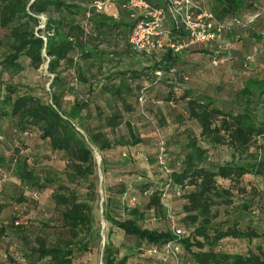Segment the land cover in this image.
Listing matches in <instances>:
<instances>
[{
    "label": "trees",
    "instance_id": "16d2710c",
    "mask_svg": "<svg viewBox=\"0 0 264 264\" xmlns=\"http://www.w3.org/2000/svg\"><path fill=\"white\" fill-rule=\"evenodd\" d=\"M96 1L0 0V181L5 173H11L23 187L42 192L59 179L40 176L21 156L26 138L38 135L54 153L67 157V183L88 191L82 198L65 182L53 185L61 229L54 242L42 235L30 244L24 236L25 264H77L90 253L95 240H101L95 230L93 208L99 195L95 151L101 156L106 184L103 219L108 233L102 264H129L132 257L158 258V264H164L149 252L167 243L181 248L178 264H264L262 246L247 255L218 250L225 239L251 243L264 238L251 221L245 223L256 207L254 198L235 208L237 197L253 194L247 192L246 178L264 177V148L260 144L264 140V76L247 56L240 68L250 75L237 91H232L228 88L231 73L225 70L235 61L227 32L234 36L238 29V36L245 31L249 42L264 41V15H258L248 27L231 24L240 13L264 9V0H207L210 9L195 0L227 28L222 43L197 44L179 53L170 45L181 43L187 34L170 21V1L146 0L165 13L164 48L150 55L137 53L130 45L142 16L128 11L125 0H118L110 13H97L92 9ZM219 46L222 49L217 54ZM192 56L198 63L191 61ZM142 57L147 64L142 68L122 66L127 58ZM201 59L207 60L213 70L222 71L218 84L207 88L212 93L186 87L187 67L201 64ZM216 60L219 64L214 66ZM44 66L50 79L48 101L15 81L27 68L38 71ZM68 96L71 99L66 101ZM156 104L174 108L182 105L183 113L174 134L177 139L166 143L159 135L156 141V166L161 167L163 142L165 166L161 168L167 176L162 185L145 176L137 181L138 201L129 195L125 183H109L111 164L105 154L119 147L128 157L129 151L144 145L130 119L133 114L144 116L159 109ZM123 126L126 132L119 134ZM156 132L160 134L158 126ZM173 147L176 154L171 161ZM220 150L228 152V157L220 156ZM171 194L184 202L181 238L174 236L171 227H150L151 222L170 224L165 201ZM25 200L21 196L17 202ZM1 202L0 212L5 206ZM234 210L237 214L231 220ZM226 214L228 220L223 221ZM115 230L128 245H114L111 236ZM7 233L13 235V230L0 228V236ZM9 258L13 263L20 260Z\"/></svg>",
    "mask_w": 264,
    "mask_h": 264
},
{
    "label": "rangeland",
    "instance_id": "374dc122",
    "mask_svg": "<svg viewBox=\"0 0 264 264\" xmlns=\"http://www.w3.org/2000/svg\"><path fill=\"white\" fill-rule=\"evenodd\" d=\"M193 1L195 2V0ZM196 1L204 8L210 9V4L207 0ZM258 15L263 16L264 9L259 10L258 13H240L233 18L231 24L235 22L236 24L239 23V26L248 27L253 21H255ZM163 26L164 23L161 25V28H163ZM237 33L238 29H236L234 36H232L230 32H227L226 37L227 43L231 45L230 48L235 59L234 62L228 63V69H225L226 72L231 73L228 88L232 91H237L239 87L243 85L245 79L250 75L240 68V62H244V58L247 56L251 57L253 61L252 63L258 65L257 69L261 71L264 76V41L262 43L249 42L248 38L245 37V35H247L245 31L240 32V37ZM191 61H196L198 63L197 57L195 56H192ZM25 65L28 67V62H25ZM143 65H147L146 58L144 57L137 60H130V58H127L122 64L124 68L132 69L142 68ZM247 68L248 67H246V69ZM187 69L189 73V81L188 84H186V87L202 88L210 93H212V90L207 88L212 85H217L220 80V73H222L221 70H213L214 67L210 65L207 60L203 59H201V64L189 66ZM7 79L9 78L7 77ZM15 81H20L23 85L30 87L35 91V95L43 98L45 101L50 99L48 96L50 91V79L46 66L38 71L27 68L24 73L15 78ZM220 96H222V94H219V97ZM70 99V96L66 97V101H69ZM97 102L102 105V102ZM154 107H159L161 111L156 108L153 112L144 116H140L136 113L133 114L130 119L139 129L144 145L129 151L128 157L122 155V150L119 147L105 154V157L111 164L110 171L108 172L109 183L112 186L119 183H125L128 186L129 195L134 196L138 201H140L141 198L139 195L136 196L138 194L135 185L137 181L143 179V176H145L150 182L162 185L167 176L161 167L156 166V141H158L159 135H161L166 143H171V139H177L174 134H176L177 122L181 119V113H183L182 105L174 108L175 106L169 107L164 104H156ZM261 116L263 117L264 113H262ZM157 126L160 130V134L158 135L156 132ZM120 131H122V133L119 132V134H124L126 132L125 127L123 126ZM260 144H263L264 148V140L260 141ZM170 150L173 155L170 156L169 159L171 158L172 161V157L176 154V150L175 147L170 148ZM20 152L21 156L26 158L31 168L35 169L40 176H50L52 179L57 176L59 179L56 178L58 180L53 183V185L55 184V187L65 182L71 190L76 192V194L80 195L82 198H86L88 193L86 189H82L81 187L76 186L73 183H67L68 181H66L69 172V162L67 157L63 154L54 153L49 145L43 142L38 135L26 138ZM220 156L228 157V152L220 150ZM95 157L98 163L99 195L94 200L93 208L95 230L100 232L101 240L97 238L90 253L79 259L77 264H102L104 250L102 237L105 236L106 238L108 233V231L106 232V223L103 219L102 206V201H104L105 198L106 184L104 183V174L101 168V156L97 151H95ZM167 165L170 169V164L167 163ZM5 174L3 180L0 181V201H2V205H5L3 211L0 212V228L6 226L8 229H12L13 235L7 233L4 236H0V264H25L28 260L23 254V251H27L22 241L23 237H28L30 244L35 243L36 238L42 235L46 236V239L48 238L50 242H54L57 239V233H59L61 229L60 209L56 208L53 199V185L47 190L40 192L32 190L31 188L23 187L19 184V181L13 174ZM245 186L247 187V192H253L254 195L244 194L237 197L235 208L241 203H244L245 200L254 198V204L256 207L251 216L252 218H246L245 223L251 221L252 226L257 228L260 233H264V177H247ZM21 196L26 200L21 203L17 202V199ZM165 203L167 209H171L174 215L175 225L178 228H183L181 222L183 218V200L175 198L171 194L168 196ZM235 214H237L236 210L232 212L231 216L233 217L230 218L231 220L236 217ZM227 215L228 214L224 216L225 218L223 221L228 220ZM12 223L15 225L14 227L9 226ZM150 224H152L150 226L152 229L168 230L171 227L168 221L151 222ZM18 227H20V230L16 229ZM111 239L116 246H120L122 243L126 245L129 244L122 234L116 232V230L111 236ZM259 246L264 248V238L262 240H255L251 243L245 240L229 238L220 243L218 250L232 255H247L250 252H257ZM122 252L123 255L126 254L125 250H122ZM9 257H15L16 259L20 258V260L13 263L14 261L11 262ZM142 262L158 264L159 260L158 258L132 257L129 264H141Z\"/></svg>",
    "mask_w": 264,
    "mask_h": 264
},
{
    "label": "built area",
    "instance_id": "2783aa9c",
    "mask_svg": "<svg viewBox=\"0 0 264 264\" xmlns=\"http://www.w3.org/2000/svg\"><path fill=\"white\" fill-rule=\"evenodd\" d=\"M117 1L118 0H97L92 5V9L97 13H110ZM125 1L126 4L124 7L128 11L132 12L134 16L136 14L142 16V19L137 23L130 37V45L133 50L137 53L148 55L163 50V28H161V25L164 23L165 13L153 7L146 0ZM169 1L168 14L170 21L176 26L181 27L187 34L186 39L181 43L170 45V48L173 49L174 52L179 53L197 44H210L213 42L222 43L227 27L217 23L214 13L200 8L193 0ZM219 47L217 54H219L222 49L221 46ZM218 64L219 61L217 60L213 63L214 66ZM163 145L164 143L161 142L160 151L162 156L159 159V165L161 167L165 166ZM132 204H134V201ZM168 218L174 236L181 238L184 231L175 225V218L171 209H168ZM149 255L159 257L164 264L171 261L178 264L181 256V248L174 243H167L163 247H154L149 252Z\"/></svg>",
    "mask_w": 264,
    "mask_h": 264
},
{
    "label": "water",
    "instance_id": "95a60500",
    "mask_svg": "<svg viewBox=\"0 0 264 264\" xmlns=\"http://www.w3.org/2000/svg\"><path fill=\"white\" fill-rule=\"evenodd\" d=\"M102 206H103V201H102ZM103 245L105 244V237L103 236Z\"/></svg>",
    "mask_w": 264,
    "mask_h": 264
}]
</instances>
